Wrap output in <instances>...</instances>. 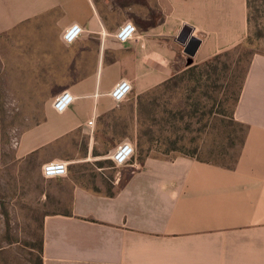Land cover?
Listing matches in <instances>:
<instances>
[{"label": "crops", "instance_id": "1", "mask_svg": "<svg viewBox=\"0 0 264 264\" xmlns=\"http://www.w3.org/2000/svg\"><path fill=\"white\" fill-rule=\"evenodd\" d=\"M251 9V0H0V37L34 26L40 37L25 55L39 86L74 96L63 112L52 105L62 90L49 96L43 119L17 139L16 157H38L42 168L78 134L85 160L93 153L104 168L100 157L137 133L138 96L240 47ZM126 21L136 33L121 43L115 33ZM72 23L83 32L67 44ZM122 78L132 92L116 103L110 92ZM234 117L247 131L232 167L185 154L134 156L118 166L113 194L75 182L72 166L49 179L48 194L68 200L44 214L42 264H264V54L252 57Z\"/></svg>", "mask_w": 264, "mask_h": 264}, {"label": "rangeland", "instance_id": "2", "mask_svg": "<svg viewBox=\"0 0 264 264\" xmlns=\"http://www.w3.org/2000/svg\"><path fill=\"white\" fill-rule=\"evenodd\" d=\"M251 6L246 39L220 60L219 70L210 79L185 74L144 97L137 133L131 130L127 138L135 145V157L191 153L198 158L232 162L241 135L240 125L230 118L233 96L252 57L264 54V0H251ZM35 30L25 24L0 37V264H36L44 214L63 210L68 200V195L48 194L52 185L44 178L38 157L19 159L15 155L20 134L43 119L49 96L62 90L39 86L41 74L27 64V45L34 36L40 37ZM133 110L130 104L120 110L124 125ZM228 135L234 138L233 143ZM84 145L85 138L75 135L71 147L68 145L59 159L69 162L68 174L72 166L75 182L109 191L121 168L114 167L106 157H100L105 161L104 168L96 167L93 153L85 160ZM171 147L176 150L165 153ZM45 192L47 195H43Z\"/></svg>", "mask_w": 264, "mask_h": 264}, {"label": "built area", "instance_id": "3", "mask_svg": "<svg viewBox=\"0 0 264 264\" xmlns=\"http://www.w3.org/2000/svg\"><path fill=\"white\" fill-rule=\"evenodd\" d=\"M83 28L78 23L70 24L63 32L62 39L65 43L70 44L79 38L82 34ZM136 33V27L131 21L124 22L115 33L117 41L124 43L134 37ZM132 92L131 82L125 78L119 80L112 91L111 97L116 103L125 101ZM74 100L73 94L64 89L58 93L53 101L52 105L58 112H63L68 109ZM89 124H93V121H89ZM15 141V145L17 144ZM135 156V145L130 140L122 141L111 155V160L114 166L118 167L129 163ZM68 173V163L65 160H51L43 164L42 174L44 178H60L64 177Z\"/></svg>", "mask_w": 264, "mask_h": 264}, {"label": "trees", "instance_id": "4", "mask_svg": "<svg viewBox=\"0 0 264 264\" xmlns=\"http://www.w3.org/2000/svg\"><path fill=\"white\" fill-rule=\"evenodd\" d=\"M241 46H242V44H241ZM241 46H240V47H241ZM229 53H231V51H228V52H225V53H222V54L216 55V56H214L213 58H211L210 60L205 61V62L202 63V64L191 66L189 69H187V70H185V71H183V72H181V73H178V74L174 75L169 81L165 82V83H164L163 85H161V86H164V85H167V84H169V83H172V82L176 81L175 79L181 78V77H183L185 74H188V75L191 76V77H196V75H199V76H198V79L202 78L203 76H206L207 78L210 79L211 76H212L214 73H216V71L219 70V67H218L217 65H218V63L220 62V60H221L223 57H227V56L229 55ZM250 63H251V61H250ZM250 63H249V64H250ZM224 65H225V64H224ZM224 65H223V66H224ZM247 70H248V69H247ZM246 73H247V71H246ZM245 75H246V74H245ZM244 79H245V76H244L243 81L241 82V84H240V86H239V89H238L237 94L233 96V109H232V112L230 113V118H231L233 124L240 125V127H241V128L239 129V131L241 132L240 140H239V149H238L236 155L233 157L232 162L226 164V163H224V162L213 161V160H211V159L198 158V157H196L194 154H191V153H185V155H188V156H191V157H196L197 159L206 160V161H209V162H213V163L221 164V165H224V166H227V167H232V166L235 164V162H236V160H237V158H238V156H239V154H240L241 147L243 146V143H244V140H245L246 131H247V126H246L244 123L237 121V120L235 119V117H234L235 106H236V104H237V102H238V100H239V97H240V93H241V90H242V86H243ZM161 86H160V87H161ZM160 87H158V88H160ZM158 88H157V89H158ZM192 89H193V91L195 90L194 87H193ZM153 91H154V90H153ZM153 91H151V92H153ZM151 92H149V93H151ZM149 93L144 94V95H141V96H138V98H137V111H138V113H139V115H138L139 117L137 118L138 121L141 120V119H140V115L142 114V110H143V108H142V100H143L144 97H145L146 95H148ZM217 113H218V112H217ZM219 113H220V111H219ZM227 138H228V140H230V141L233 143L234 138H233L231 135H228ZM138 144H139V146H140V144H141V143H140V139L138 140ZM170 150H176V148L171 147V148L167 149V150L165 151V153H167V152L170 151ZM140 151H142V150H140ZM145 157H146V156H145ZM145 157H138V158H139L140 160H143ZM111 163H112V165H114L112 161H111ZM99 164H101V163H99ZM94 189L97 190L96 188H94ZM108 193H109V194H113L112 191H108ZM42 228H43V223H42ZM39 253H40V256H39L38 262H37L36 264H42V257H41V255H42V253H43V234H42V236H41V240H40Z\"/></svg>", "mask_w": 264, "mask_h": 264}, {"label": "water", "instance_id": "5", "mask_svg": "<svg viewBox=\"0 0 264 264\" xmlns=\"http://www.w3.org/2000/svg\"><path fill=\"white\" fill-rule=\"evenodd\" d=\"M191 61H189V63H190Z\"/></svg>", "mask_w": 264, "mask_h": 264}]
</instances>
